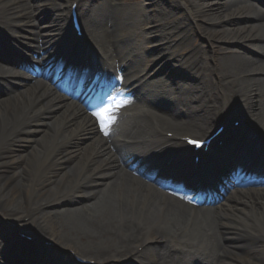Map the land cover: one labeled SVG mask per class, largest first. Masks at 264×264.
Here are the masks:
<instances>
[{
  "label": "bare ground",
  "instance_id": "6f19581e",
  "mask_svg": "<svg viewBox=\"0 0 264 264\" xmlns=\"http://www.w3.org/2000/svg\"><path fill=\"white\" fill-rule=\"evenodd\" d=\"M72 1L0 0V169H20L0 179L1 211L16 214L11 227L0 225V264H17L21 255L23 264H76L70 252L100 264H264L259 255L264 185L244 191L253 182L251 171L264 169V163L257 166L264 159V9L254 0H126L139 2L141 15L121 6V0H76L89 22L90 45L71 42L66 18L55 8L65 5L68 12ZM232 6L237 9L230 18L221 20ZM197 19L208 25L199 26ZM194 23L195 34L212 41L213 56L201 53L198 45L190 56L175 54L190 46ZM44 52L48 58L40 63L25 61ZM82 57L105 66L110 76L99 80L92 94L72 91L86 111L67 102L62 86L49 89L43 82L59 66L65 74ZM4 63L32 74H9ZM199 69L207 73L199 77ZM112 96L128 103L114 112V121L106 119L107 134H100L101 125L86 105ZM139 97L149 103L142 109L133 101ZM238 118L240 124L232 127L229 119ZM220 122H225L221 136L231 141L216 145L213 158L210 151L203 154L201 166L187 163L194 155L190 148L164 137L168 131H204ZM241 137L249 140L245 153L237 150L244 145ZM18 141L37 142L40 149L32 147L25 157L15 152ZM238 156L250 160L242 167L248 179L241 183L236 176L217 185L216 167ZM150 158L151 165L171 166L163 167L171 169L169 174L172 169L202 172L219 190L229 184L240 189L223 197L227 204L201 206L199 213L181 210L126 172L129 167L150 174L144 164ZM51 182L54 188L47 187ZM76 195L92 201L64 209L76 215L66 221L53 220L60 212L47 207L71 203ZM83 208L89 213H81ZM35 214L39 233L47 236L28 242L17 222ZM44 240L57 256L39 252Z\"/></svg>",
  "mask_w": 264,
  "mask_h": 264
},
{
  "label": "rangeland",
  "instance_id": "374dc122",
  "mask_svg": "<svg viewBox=\"0 0 264 264\" xmlns=\"http://www.w3.org/2000/svg\"><path fill=\"white\" fill-rule=\"evenodd\" d=\"M210 0H206L205 2H206V4H208V2H209ZM121 6H124V7H126V8H132L133 10H135L136 12H140L141 13V15H142V13H143V11L144 10H142L141 9V7H140V3L139 2H136V1H134V2H129L128 4H127V2H126V0H121V1H119L118 2ZM81 4L79 3V6H80ZM256 7H258L259 9H264V7H262V6H260V5H258V4H254ZM137 9V10H136ZM237 9V7L236 6H232L229 10H224V12L220 15V19L221 20H227L228 18H230V17H227V15H229V13L231 14L232 13V11L233 10H236ZM80 15H81V17H82V19L84 20V24L86 25V26H88L89 27V22L86 20L87 18H86V16H85V14L83 15V13H82V7H80ZM181 13V12H180ZM180 13H178V15H176V16H174V17H172V18H174V19H178L179 18V16H180ZM142 19H143V17H142ZM82 20V21H83ZM199 22V23H198ZM197 24L199 25V26H203V25H208V24H206V23H204L203 21L201 22V21H199L198 19H197ZM236 25H241V23H235L234 24V26H236ZM168 27L169 26H167L166 27V29H168ZM194 27H195V23L194 24H192V35H191V39L189 40V42H187L188 43V45H190V46H185V48L184 49H181V51L180 52H175V54L177 53L178 55L179 54H181L182 52L184 53V54H182V55H184V56H187L185 53H187V54H189V53H191V51H192V49L195 47V46H200V47H202L203 48V50H201V53H203V54H209L210 53V55L211 56H213V54H214V50H212V48H213V46H210V41L211 40H208L206 37H205V35L204 34H199V37L195 34V32H194ZM173 32H174V30H173ZM212 42V41H211ZM232 45V44H231ZM236 44H234L232 47H236L235 46ZM175 44H174V42L172 43V47H171V50L172 51H176V48H175ZM187 47V48H186ZM189 47V48H188ZM194 50H195V48H194ZM240 51H241V53H246V54H248V51L249 50H247L244 46H240ZM191 54H189L188 56H190ZM251 55H253V57H254V54H251ZM176 57H177V55H175ZM264 60V59H263ZM177 73H179V70H177L176 71ZM8 73H9V71H8ZM207 72L205 71L204 72V69H199V70H197V73L196 74H199V77H202V75H205ZM248 101H246V103H247ZM141 113V112H140ZM166 114H168V112L166 111L165 112ZM169 115V114H168ZM128 118H126V120H127ZM45 121H47V120H45ZM212 128H213V126L211 125V126H209L208 128H206V130H204V131H195V132H180L179 134H182V133H186V134H194V135H198V136H203L204 134H207L208 132H210L211 130H212ZM169 132V131H168ZM170 133V132H169ZM39 134H40V132L39 133H36L35 134V136L34 137H38L39 136ZM166 134V133H165ZM169 146H171V145H169ZM183 146V145H182ZM32 147H36L37 149H40V146H38L37 145V142H23V141H18V142H16L15 144H14V148H15V152H17V153H19V154H22V155H25V157H26V155H28L29 153H30V151H31V148ZM169 149H171L172 147H168ZM167 148V149H168ZM14 152V153H15ZM187 160H188V157H187ZM121 168H123L122 166H121ZM20 169L18 168V167H16V166H13V167H10V168H8V169H0V179H3V176L5 177V176H9V175H11L14 171H19ZM124 170V169H123ZM125 171V170H124ZM126 172H130L132 175H133V171H131L130 169H126ZM55 179V178H54ZM142 182L143 181H145V179H142L141 180ZM146 182V181H145ZM53 185H55L53 182H51V183H49L48 185H47V187H52V188H54L55 186H53ZM51 188V189H52ZM96 188H100V185L99 186H96ZM147 188H149L148 186H147ZM151 188V187H150ZM152 190V189H151ZM153 191V190H152ZM49 191H47V190H45L43 193H44V195H46L47 193H48ZM154 192V191H153ZM74 194V193H73ZM76 198H77V200H73V201H71V203H62V204H60V205H51V206H49V207H47V209L49 210V211H52V212H60V216L59 215H55V217H54V219L53 220H56L57 219V217L58 218H60L62 221H66V220H68L69 219V216H76L75 214H73L72 212V214L71 213H69V212H65V211H63L64 209H67V208H82V207H84V205H85V207H86V205L87 204H89L91 201H92V199L91 198H88V197H85V198H83V197H81V196H78V195H76L75 196ZM35 198V197H34ZM42 198V197H41ZM49 198H51V195L49 196ZM40 199V197L37 199V201ZM33 201L35 202L36 201V198L35 199H33ZM29 207H31V206H29ZM3 208H1V206H0V225H4V224H6V225H8L9 227H11L12 225H10L11 223H12V220H14V218H15V216H16V214H14V215H7V214H5V212H3V211H1ZM30 211L31 212H33L34 211V209H33V207H31L30 208ZM30 212V213H31ZM30 213H26V214H30ZM81 213H83V214H88L89 213V211H87V208H83V210L81 211ZM37 216H38V214H35V215H31V216H26V217H24V216H22L21 218H20V221H18L17 223L18 224H20V230L21 231H23L24 233H28V234H30V236L33 238V240L35 241V242H39L38 240L39 239H41V237L44 235V237L46 238V234H45V232H43V234H40L39 233V230H38V225H39V220L37 219ZM20 232V231H19ZM57 251V250H56ZM262 251V250H261ZM259 252V255H260V257H264V249H263V252ZM42 254H47L48 253V255H50L51 254V252H50V250H49V248H47V247H45V249H43L42 251ZM56 254H57V252H56ZM56 254H54V255H56ZM79 254V253H78ZM82 255V257H88L89 255H83V254H81ZM80 255V256H81ZM236 261H238V260H236ZM238 264H240L239 262H237ZM241 264H243V263H241Z\"/></svg>",
  "mask_w": 264,
  "mask_h": 264
},
{
  "label": "snow or ice",
  "instance_id": "6c2138e0",
  "mask_svg": "<svg viewBox=\"0 0 264 264\" xmlns=\"http://www.w3.org/2000/svg\"><path fill=\"white\" fill-rule=\"evenodd\" d=\"M108 104L101 108L100 110L93 112V115L97 118V121L101 125V130L103 131L105 128V121L107 119L108 122L114 121V112L118 110L120 107H123L125 104L128 103L126 99L117 98L116 96L109 97ZM107 114V117L106 115ZM192 143L198 144L197 141H192Z\"/></svg>",
  "mask_w": 264,
  "mask_h": 264
}]
</instances>
